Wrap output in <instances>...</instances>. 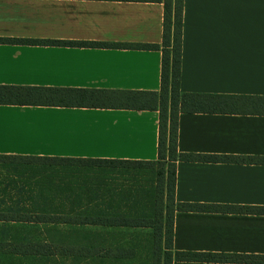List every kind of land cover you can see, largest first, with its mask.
Wrapping results in <instances>:
<instances>
[{
	"label": "crops",
	"instance_id": "obj_1",
	"mask_svg": "<svg viewBox=\"0 0 264 264\" xmlns=\"http://www.w3.org/2000/svg\"><path fill=\"white\" fill-rule=\"evenodd\" d=\"M163 16L156 1L0 0V38L160 45ZM160 71L159 50L0 44V85L157 92ZM179 91L264 97V0H183ZM158 121L0 105V155L154 161ZM177 151L264 158V115L179 113ZM174 202L264 208V162L178 161ZM174 252L264 255V215L175 211Z\"/></svg>",
	"mask_w": 264,
	"mask_h": 264
},
{
	"label": "trees",
	"instance_id": "obj_2",
	"mask_svg": "<svg viewBox=\"0 0 264 264\" xmlns=\"http://www.w3.org/2000/svg\"><path fill=\"white\" fill-rule=\"evenodd\" d=\"M130 1L163 3L160 45L0 38V44L161 52L157 92L0 85V105L157 111L159 115L154 161L0 155V163L25 160L42 167L24 183L12 181L13 196L0 190V224L24 229L27 226L45 237L35 240L22 236L8 242L1 239L0 264H119L132 256L124 253L125 244L120 239L113 240V236L130 229L152 231L150 264H171L173 260L264 264V255L172 253L175 211L235 210L264 215L263 207L175 204L178 161L264 162L259 157L178 152L179 113L264 115V97L180 93L183 0ZM65 167H83L85 173L77 172L78 176L71 179L58 178L55 171ZM143 168L158 171L156 185L118 177Z\"/></svg>",
	"mask_w": 264,
	"mask_h": 264
},
{
	"label": "rangeland",
	"instance_id": "obj_3",
	"mask_svg": "<svg viewBox=\"0 0 264 264\" xmlns=\"http://www.w3.org/2000/svg\"><path fill=\"white\" fill-rule=\"evenodd\" d=\"M147 167V166H145ZM42 167L37 166L35 162L25 161V160H13L11 162L0 163V190H5L9 193L10 196H13L14 193L10 194V191L13 189L10 186L11 182L24 183L28 181V177L31 174L37 172L38 169ZM56 170V169H55ZM55 170L50 171L53 173ZM79 170V171H77ZM58 178L71 179L75 176L85 173L83 167L79 168H68L58 169L55 171ZM157 170H150L149 168H143L138 171H127L125 174H119L118 177L124 178L131 181H138L143 185L157 183ZM113 177H117L114 176ZM1 198V197H0ZM13 227L12 225H3L0 224V240L11 241L14 238L26 237L29 239L41 240L44 239L43 233L36 229H27ZM121 240L125 244V254H131V259H124V261L119 262V264H150L149 259L151 258V251L154 248L152 246L154 238L153 233L150 229H130L123 230L121 234L113 236V240ZM19 264H27L25 262ZM66 264H70L67 262Z\"/></svg>",
	"mask_w": 264,
	"mask_h": 264
}]
</instances>
